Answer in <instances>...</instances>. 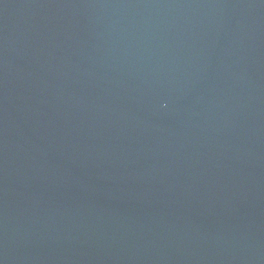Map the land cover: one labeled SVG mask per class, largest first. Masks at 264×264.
I'll return each mask as SVG.
<instances>
[{"label": "water", "instance_id": "95a60500", "mask_svg": "<svg viewBox=\"0 0 264 264\" xmlns=\"http://www.w3.org/2000/svg\"><path fill=\"white\" fill-rule=\"evenodd\" d=\"M0 264H264V0H0Z\"/></svg>", "mask_w": 264, "mask_h": 264}]
</instances>
